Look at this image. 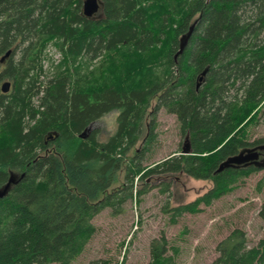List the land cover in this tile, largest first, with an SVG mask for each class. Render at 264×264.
<instances>
[{"label": "trees", "instance_id": "1", "mask_svg": "<svg viewBox=\"0 0 264 264\" xmlns=\"http://www.w3.org/2000/svg\"><path fill=\"white\" fill-rule=\"evenodd\" d=\"M84 1L0 0V189L19 176L0 198V264H71L96 234L95 217L146 194L136 181L149 176L212 183L171 210L176 224L260 170L216 173L229 157L264 145L248 140L264 106V0H101L93 17L83 14ZM49 45L61 59L46 68ZM161 109L176 115L184 143L145 167ZM114 111L117 130L106 141L97 130L80 137ZM140 141L144 151L126 164ZM161 188L168 193L170 183ZM217 249L212 264H264V238L248 248L241 230ZM148 264H177L164 235L152 241Z\"/></svg>", "mask_w": 264, "mask_h": 264}, {"label": "rangeland", "instance_id": "2", "mask_svg": "<svg viewBox=\"0 0 264 264\" xmlns=\"http://www.w3.org/2000/svg\"><path fill=\"white\" fill-rule=\"evenodd\" d=\"M45 55L51 58L44 61L46 68L51 61L60 62L61 56L53 45L48 46ZM117 116V111L106 115L92 125L90 132L97 130L98 139L106 141L117 130ZM258 117L259 121L248 130L250 142L264 138V106ZM153 135L154 142L143 160L145 167H152L177 154L184 143L176 115L165 109L158 113ZM143 148V141H140L128 153L126 164L135 157L137 150L144 151ZM123 179L124 172L114 188L120 189ZM162 182L170 183L168 193L162 191ZM136 184V190L147 185L149 191L128 200L117 214L107 208L97 215L93 220L96 234L84 253L71 264H91L93 261L100 264H148L152 241L163 235L169 242V254L176 258L177 264H212L219 257V243L235 230L246 234L248 248L257 246L264 238V169L244 178L211 206H201L199 213L184 214L176 224L172 222L171 210L206 194L213 188L212 183L180 174L170 177L152 175L144 182L136 181Z\"/></svg>", "mask_w": 264, "mask_h": 264}, {"label": "water", "instance_id": "3", "mask_svg": "<svg viewBox=\"0 0 264 264\" xmlns=\"http://www.w3.org/2000/svg\"><path fill=\"white\" fill-rule=\"evenodd\" d=\"M101 5H102L101 0H85L83 3V14L87 17H93L99 12ZM196 24H197V22H195L190 27L189 31L181 37L180 44H179V50L175 55L176 58L186 48L188 41L190 40V38L194 32ZM10 54H11V51L7 52L6 55L1 58V63H3L9 57ZM205 74H206V71L202 73V76H200V80L203 79ZM10 89H11V83L10 82H5L2 84V92L8 93L10 91ZM91 128H92V126L88 127L83 132V134L80 135V137L85 139L87 133L90 132ZM53 134L57 136L56 133H53ZM257 149L264 150V145H261L258 148H251V149L243 150L239 154L229 157L228 159H226L225 161H223L220 164L216 173H220L226 169L239 168L241 166H248V165H252V164H256L257 167H259V168H263L264 162L263 163L257 162L258 158L260 156V152ZM189 151H190L189 145L186 143L184 148H183V153L188 154ZM23 176H24V174L21 177H23ZM18 178H19V176L17 174L11 173L8 183L2 189H0V198H4L9 193L12 185H14L18 182Z\"/></svg>", "mask_w": 264, "mask_h": 264}, {"label": "flooded vegetation", "instance_id": "4", "mask_svg": "<svg viewBox=\"0 0 264 264\" xmlns=\"http://www.w3.org/2000/svg\"><path fill=\"white\" fill-rule=\"evenodd\" d=\"M259 146H256V147H254V148H258ZM257 150H259V149H257ZM259 152H260V156H259V158H258V163H263L264 162V150H259ZM246 167H256V168H259V167H257V165L256 164H252V165H248V166H241V167H239V168H246ZM259 169H264V167L263 168H259Z\"/></svg>", "mask_w": 264, "mask_h": 264}]
</instances>
